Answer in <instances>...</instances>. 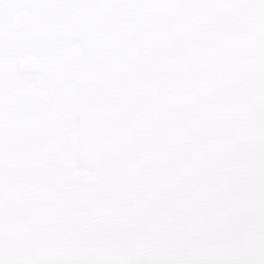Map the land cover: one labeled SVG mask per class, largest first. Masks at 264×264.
Returning <instances> with one entry per match:
<instances>
[{"label": "snow or ice", "instance_id": "6c2138e0", "mask_svg": "<svg viewBox=\"0 0 264 264\" xmlns=\"http://www.w3.org/2000/svg\"><path fill=\"white\" fill-rule=\"evenodd\" d=\"M0 264H264V0H0Z\"/></svg>", "mask_w": 264, "mask_h": 264}]
</instances>
